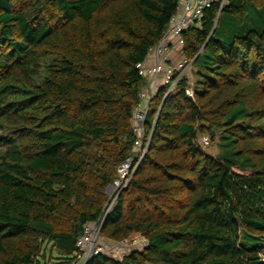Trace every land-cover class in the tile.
Returning a JSON list of instances; mask_svg holds the SVG:
<instances>
[{
    "label": "trees",
    "instance_id": "16d2710c",
    "mask_svg": "<svg viewBox=\"0 0 264 264\" xmlns=\"http://www.w3.org/2000/svg\"><path fill=\"white\" fill-rule=\"evenodd\" d=\"M178 3L0 0V264L68 258L105 215L135 154L138 65ZM181 39L194 98L186 81L158 90L148 150L102 228L145 242L87 264H264V0L213 2Z\"/></svg>",
    "mask_w": 264,
    "mask_h": 264
},
{
    "label": "built area",
    "instance_id": "2783aa9c",
    "mask_svg": "<svg viewBox=\"0 0 264 264\" xmlns=\"http://www.w3.org/2000/svg\"><path fill=\"white\" fill-rule=\"evenodd\" d=\"M227 0H179L178 8L172 17L169 28L165 31L161 41L153 46L149 53L154 55V63L150 67L146 60L139 63V69L146 83L140 91L141 102L133 112L136 140L135 154L128 157L118 168V177L108 188L107 193L110 203L105 210V215L99 220L87 223L83 233L79 236L76 251L68 258L55 259L50 264H87L90 259L99 254L123 259L135 247H141L130 240V237L121 241H110L102 235V228L107 213L112 209L118 195L125 189L134 173L140 166L148 150L152 135L146 137V118L150 109L151 100L157 95L162 87H167L166 95L174 92L181 81H186L185 94L194 98L195 80L193 76V62L187 58L172 59V51L180 52L182 46L181 34L190 27H201L204 11L211 3H218L221 8ZM148 78V81L147 79ZM207 135L198 139L200 145L208 144Z\"/></svg>",
    "mask_w": 264,
    "mask_h": 264
},
{
    "label": "rangeland",
    "instance_id": "374dc122",
    "mask_svg": "<svg viewBox=\"0 0 264 264\" xmlns=\"http://www.w3.org/2000/svg\"><path fill=\"white\" fill-rule=\"evenodd\" d=\"M180 55L182 56L183 55V50L181 49V51H180ZM145 83H146V81H145ZM201 138V137H200ZM202 147L207 151V152H209L210 154H212V155H217L218 154V152H219V148L216 146V144L215 143H210V141H209V143L208 144H205V145H202ZM130 240L131 241H133L134 243H138L137 245H142V238L140 237V235L139 234H133V235H131L130 236ZM55 256H56V254H55Z\"/></svg>",
    "mask_w": 264,
    "mask_h": 264
},
{
    "label": "crops",
    "instance_id": "0c3cea01",
    "mask_svg": "<svg viewBox=\"0 0 264 264\" xmlns=\"http://www.w3.org/2000/svg\"><path fill=\"white\" fill-rule=\"evenodd\" d=\"M150 55H149V57L147 58V60H146V65L147 66H151V65H153V63H154V55L152 54V53H149ZM180 58V54H179V52L178 51H176V49H174L173 51H172V59H174V60H178ZM147 79V81H148V78H146Z\"/></svg>",
    "mask_w": 264,
    "mask_h": 264
}]
</instances>
